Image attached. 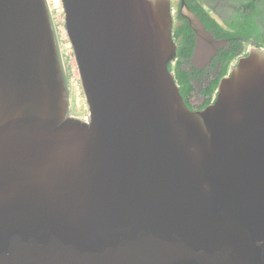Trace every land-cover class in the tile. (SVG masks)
Returning a JSON list of instances; mask_svg holds the SVG:
<instances>
[{
	"label": "water",
	"instance_id": "water-1",
	"mask_svg": "<svg viewBox=\"0 0 264 264\" xmlns=\"http://www.w3.org/2000/svg\"><path fill=\"white\" fill-rule=\"evenodd\" d=\"M60 1L88 122L48 0H0V264H264V49L194 110L172 0Z\"/></svg>",
	"mask_w": 264,
	"mask_h": 264
},
{
	"label": "trees",
	"instance_id": "trees-1",
	"mask_svg": "<svg viewBox=\"0 0 264 264\" xmlns=\"http://www.w3.org/2000/svg\"><path fill=\"white\" fill-rule=\"evenodd\" d=\"M186 2L197 16L200 17L207 29L215 30V27L219 28L214 20H208V15L204 13L201 5L198 4L196 0H186ZM251 11L252 12L250 13L246 12L247 15L241 14L238 20L230 23L233 31L231 34H227V37L232 42V47L231 49H228L225 56L221 58L222 67L218 77L214 79L210 86L203 92L207 99L205 105L200 107L201 109L213 102L217 94L220 80L229 74L232 64L237 61L240 55L244 52V50L237 49L241 47L242 41L249 42L258 48H264V16L255 12L253 9H251ZM234 36H238L239 39H233ZM175 37L177 41L179 40L178 57L175 62L169 65V67L174 73L175 79L180 86L182 96L189 105L191 95L199 89L195 86L194 80H191L192 73L186 68H183V64H186L192 57L196 46L194 32L186 20L176 28ZM202 86L205 87L204 85Z\"/></svg>",
	"mask_w": 264,
	"mask_h": 264
},
{
	"label": "flooded vegetation",
	"instance_id": "flooded-vegetation-1",
	"mask_svg": "<svg viewBox=\"0 0 264 264\" xmlns=\"http://www.w3.org/2000/svg\"><path fill=\"white\" fill-rule=\"evenodd\" d=\"M196 2L201 5V8L203 9L204 13L208 15V20H214L219 27V28L215 27L214 28L215 30H209V29L207 30H209L216 39L220 41H225L226 44L223 46V48L219 49L216 52V55L213 56V58H211L212 60L210 59L209 64H207L209 58H207L205 62L195 60L194 52L192 57L189 59V61L186 64H183V68H186L188 71L192 73L191 80H194L195 86H197L199 89L198 91L194 92L191 95V98L194 95H196L195 100L201 101V105L194 106L191 102V98L189 99L190 101L189 105L194 110L201 109L200 107L205 105L207 97L204 95L203 92L205 91L206 88L210 86L211 82L218 77L222 67L221 58L225 56L227 50L231 49L232 47V42L227 37L228 36L227 34H231V32L233 31V29L230 26V23L238 20L241 14L247 15V13L252 12L251 9L255 10V12L260 13L262 16H264V0H196ZM173 17H174V38L176 39L175 30L182 23H184L185 20L184 18L181 17V0H178L176 9H175V4H173ZM233 39L237 40L239 39V37L234 36ZM177 43L179 44V40L177 41ZM253 47H255L253 44L242 41L241 47L237 48L238 50H244V52L240 55V57L245 55ZM207 57H209V54L207 55ZM237 61H235L232 64V67L237 63ZM202 85H204L205 87H203Z\"/></svg>",
	"mask_w": 264,
	"mask_h": 264
},
{
	"label": "rangeland",
	"instance_id": "rangeland-1",
	"mask_svg": "<svg viewBox=\"0 0 264 264\" xmlns=\"http://www.w3.org/2000/svg\"><path fill=\"white\" fill-rule=\"evenodd\" d=\"M172 1H173V4H175V9H176L177 4H178V0H172ZM50 2L52 3V0ZM50 6H51V8L52 7L54 8L53 4H50ZM53 10H55V12L57 14V15L55 13L53 14L54 21H56V23L58 25H63L64 26V16H62L61 14L58 13V10H60V9L54 8ZM59 40H60V37H59ZM60 45H61V40H60ZM69 48L73 52L72 46L70 44V41H69ZM60 49H61V47H60ZM67 52L68 51H66V49H65V52L64 53L61 52V54H62L63 64H64V67L66 69V72H67V75H68V80H69V92H70V100H71V113H72V115L85 120V119L89 118L88 104L86 102V98H85L84 92L82 90L80 77H79L78 80L74 79V75L72 73V69H71V66H70V63H69V58L66 55ZM73 57H74V54H73ZM75 84L78 85L76 89L74 87ZM195 98H196V95H194L191 98L192 104L194 106H200L201 105V101H197V100H195Z\"/></svg>",
	"mask_w": 264,
	"mask_h": 264
},
{
	"label": "bare ground",
	"instance_id": "bare-ground-1",
	"mask_svg": "<svg viewBox=\"0 0 264 264\" xmlns=\"http://www.w3.org/2000/svg\"><path fill=\"white\" fill-rule=\"evenodd\" d=\"M50 1H49V3L53 4L54 8L60 9V7H61L60 0H52V3ZM54 8L52 7V11H53ZM58 13L61 14V10H58ZM54 23H55V29H56V32H57V35H58V39L60 37V40H61V45H60V40H59V45L61 47V52L64 53L65 49H66V51H68L66 55L69 58V63H70L71 69H72V73L74 75V79L78 80L79 79V71H78V67L76 65L75 58L73 57V52L69 48V38H68V34H67V31H66V28L63 25H58L56 23V21H54ZM77 86L78 85L75 84V86H74L75 89L77 88Z\"/></svg>",
	"mask_w": 264,
	"mask_h": 264
},
{
	"label": "built area",
	"instance_id": "built-area-1",
	"mask_svg": "<svg viewBox=\"0 0 264 264\" xmlns=\"http://www.w3.org/2000/svg\"><path fill=\"white\" fill-rule=\"evenodd\" d=\"M49 1H50V0H48V2H49ZM60 2H61V1H60ZM49 5H50V3H49ZM50 7H51V6H50ZM51 10H52V8H51ZM60 10H61V12H62L61 15L64 16V15H63V7H62V4H61V7H60ZM52 13H53V14H54V13L56 14L55 10H53ZM56 15H57V14H56ZM85 121L88 122V121H89V118L85 119Z\"/></svg>",
	"mask_w": 264,
	"mask_h": 264
}]
</instances>
